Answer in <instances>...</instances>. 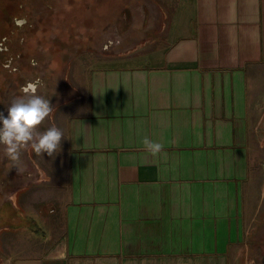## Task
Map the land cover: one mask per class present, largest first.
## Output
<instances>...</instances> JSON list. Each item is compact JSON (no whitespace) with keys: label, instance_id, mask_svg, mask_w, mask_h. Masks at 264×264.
<instances>
[{"label":"crops","instance_id":"obj_1","mask_svg":"<svg viewBox=\"0 0 264 264\" xmlns=\"http://www.w3.org/2000/svg\"><path fill=\"white\" fill-rule=\"evenodd\" d=\"M154 4L155 47L91 69L57 109L65 137L14 193L6 226L27 239L1 264L243 263L264 157V0Z\"/></svg>","mask_w":264,"mask_h":264},{"label":"rangeland","instance_id":"obj_2","mask_svg":"<svg viewBox=\"0 0 264 264\" xmlns=\"http://www.w3.org/2000/svg\"><path fill=\"white\" fill-rule=\"evenodd\" d=\"M154 1L0 0V111L6 115L7 105L21 89L40 80L37 94L50 99L52 112L38 130L56 126L57 109L79 94L91 69L135 62L138 52L155 47L148 43L153 38L145 40L154 34L147 28L148 12L159 14ZM24 18L27 22L17 26L15 21ZM21 160L23 169L20 166L18 171L0 148V264L21 242L19 238L27 239L26 230L16 232L6 226L11 216L13 221L19 219L11 207L13 195L19 197L26 182L37 184L40 170L45 172L52 159L29 148ZM257 166L260 170L251 176L253 187L248 191L242 264H264V197L260 198L264 196V157ZM45 201L51 207L53 200Z\"/></svg>","mask_w":264,"mask_h":264},{"label":"clouds","instance_id":"obj_3","mask_svg":"<svg viewBox=\"0 0 264 264\" xmlns=\"http://www.w3.org/2000/svg\"><path fill=\"white\" fill-rule=\"evenodd\" d=\"M26 22V18L15 21L17 26H23ZM40 86V80L26 84L21 89V94L7 105V114L0 111V148L5 158L11 160L12 166L18 171L24 151L31 148L35 154H47L52 157L60 150L62 138L65 137L56 126L38 130V126L52 112L50 99L37 94V88ZM144 144L153 154L160 152L162 148L160 143L149 141L147 138Z\"/></svg>","mask_w":264,"mask_h":264}]
</instances>
